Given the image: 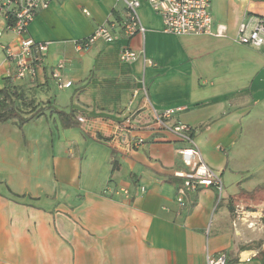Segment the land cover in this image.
Instances as JSON below:
<instances>
[{"label": "crops", "instance_id": "0c3cea01", "mask_svg": "<svg viewBox=\"0 0 264 264\" xmlns=\"http://www.w3.org/2000/svg\"><path fill=\"white\" fill-rule=\"evenodd\" d=\"M121 9L117 0H65L40 11L26 34L49 43L35 79L11 84L10 66L0 49V90L9 92L4 106L30 118L22 126L15 119L0 124V264H205L207 253L220 252L227 261L230 254L234 264H260L251 261L256 250H237L230 244L226 205L228 199L249 201L243 189L224 198L216 222L214 208L220 198L215 187L188 194L179 205L176 193L183 180L179 184L173 177L189 171L179 156L185 144L150 124L141 125L139 118H149L150 110L187 107L175 118L192 128L207 164L221 179L228 170L235 185L231 164L216 145L231 142L236 120L226 118L264 112V48L236 41L241 22L264 20V0H218L211 12L212 35L189 36L197 38L202 49L196 53L209 63L208 71L194 79L198 91L183 86L184 91L175 92L165 86V71L145 66L141 55L130 65L121 64L122 48L137 53L143 49L139 37L75 49L74 42L118 17ZM138 14L145 34L157 25L161 32L160 18L145 2ZM221 29L223 35L216 36ZM0 42L12 44L14 37L5 34ZM58 64L63 65L56 72L59 81L71 82L68 89L59 88L53 78ZM142 64L148 106H136L141 98L135 96L132 110L139 115L133 120L126 112L114 117L108 113L109 94L123 81L138 79ZM57 89L74 91L63 109L51 108L48 92ZM196 93L201 98L189 99ZM173 96L182 100L173 102ZM53 110L73 111L84 123L64 128ZM192 117L203 120L193 123ZM137 140L139 145L134 144ZM113 160L123 172L111 174ZM120 188L128 195L112 193ZM212 223L218 224L214 231L219 234L209 239Z\"/></svg>", "mask_w": 264, "mask_h": 264}, {"label": "built area", "instance_id": "2783aa9c", "mask_svg": "<svg viewBox=\"0 0 264 264\" xmlns=\"http://www.w3.org/2000/svg\"><path fill=\"white\" fill-rule=\"evenodd\" d=\"M61 1L65 0H0V41L5 34H12L14 37L12 44L0 42V49L10 66L7 78L11 84L36 78L47 54L49 43L31 39L26 35L27 29L40 11L46 9L52 2ZM142 1L154 15L160 18L163 34L177 37L212 35L211 0H117V3L122 6L120 15L108 19L89 37L74 42L75 49L87 51L97 41L114 44L123 40L129 42L135 37L143 41L145 28L138 14ZM221 35H223L222 29L216 36ZM236 41L240 45L254 49L264 48V20L247 19L241 22L236 31ZM138 55L143 56L145 66L152 65L144 58L142 48L138 53L130 48H122L118 53V61L129 65L137 59ZM62 68L63 65L58 64L53 73V78L57 81L59 76L56 72ZM58 85L59 88L68 89L71 87V82L59 81ZM3 102L4 96L0 93V105ZM187 109L181 106L163 111L150 110L149 118H139L141 125L150 124L153 129L174 136L185 144V147L179 150V156L181 164L189 171L174 173L175 177L183 180L176 193V202L181 206L184 205L188 194L196 193L201 188L215 187L219 192L221 191L220 177L202 157L192 138V128L180 122H171ZM78 122L84 123V119L78 118ZM140 143L141 140L134 142L135 145ZM112 193L128 195L122 188L113 189ZM205 264H227V256L224 252L207 253Z\"/></svg>", "mask_w": 264, "mask_h": 264}, {"label": "rangeland", "instance_id": "374dc122", "mask_svg": "<svg viewBox=\"0 0 264 264\" xmlns=\"http://www.w3.org/2000/svg\"><path fill=\"white\" fill-rule=\"evenodd\" d=\"M142 2L144 3V1ZM217 6L218 0H211L212 14ZM86 9L90 13V9ZM82 15L85 17V14ZM158 29L159 26L157 25V28L148 31L145 34L142 45L146 52L145 55L152 65H154L153 67H155H151V69L165 71L166 84L164 85L171 86L175 92H179L180 90L184 91L182 89L183 86H188L190 90L194 86V91H198V86L195 85L194 79L196 80L197 74L202 75L203 72L208 71L206 68L209 63H206V58H199L196 53L202 49L199 48L201 45H199L197 38H194L196 36L177 37L163 34ZM193 53L196 54L194 55ZM0 54L2 53L0 52ZM141 68L142 71H139L138 79L123 81L122 87L117 86L109 94V114L114 117H120L126 112L128 116H131L133 114L132 107L135 106L132 103L135 96H138L137 99L141 98V102H138L136 106L141 107L144 103L147 105L145 96L147 78L145 76H148L142 75L144 69L143 64ZM73 93V90H50L48 94L51 97V108L63 109L62 107L65 106V102L70 104V101L74 98ZM199 98L201 97L196 93L194 97L189 99L196 100ZM53 100L55 103H53ZM178 100H182V98L179 99L173 96V102ZM190 114L193 115L194 113L190 112ZM138 115L139 111L134 112L131 120ZM201 119L203 120V118L192 117L191 121L195 123ZM226 119H230V121L236 120L232 131V139L227 147L217 144L216 150L231 164L232 170L230 169V172L234 174L232 176L236 180L234 182L235 185L237 183L238 185L236 187L232 184L228 170L222 179L220 178L221 191L220 193L218 192L220 199L215 204L213 220L216 222L220 217L219 214L225 207L224 198L238 187L243 189V193L245 197H249L247 198L249 201L232 203L228 199L226 205V219L228 222L227 228L230 244L237 250H256V255L250 260L264 264V112L254 110L251 118ZM171 122L175 123L180 121L179 118H173ZM193 131L195 132V129ZM194 143L196 144V142ZM197 147L199 148L198 145ZM118 178H120L119 175H117ZM176 182L180 184L181 180L178 179ZM217 225L212 223L210 232L207 234L209 239L219 234V232L214 231V228L218 227ZM219 225L222 226L224 223L221 222ZM235 261L230 260V254H228L227 264L237 263Z\"/></svg>", "mask_w": 264, "mask_h": 264}, {"label": "trees", "instance_id": "16d2710c", "mask_svg": "<svg viewBox=\"0 0 264 264\" xmlns=\"http://www.w3.org/2000/svg\"><path fill=\"white\" fill-rule=\"evenodd\" d=\"M113 13L115 14V12L113 11ZM11 89V87L9 88ZM0 93L3 94L4 96V102L0 105V124L1 123H5L11 119H15L17 120L19 126H22L23 124L27 123L30 118L25 119V118H21L20 116H18V114L15 113V110L12 106L9 107H5V102L7 99V96L9 95L8 91L3 89L0 90ZM53 112L58 116V119L60 120L62 126L64 128H69L72 126L77 125L78 122V118H76L74 116V112L73 111H69L68 113H65L63 111H59V110H53ZM120 170V163L117 160H113L111 162V174H113L114 172H117ZM176 179H181L178 177H173Z\"/></svg>", "mask_w": 264, "mask_h": 264}]
</instances>
